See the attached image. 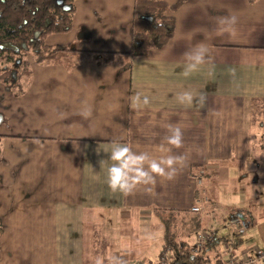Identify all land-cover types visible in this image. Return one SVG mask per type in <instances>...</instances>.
<instances>
[{"label": "crops", "instance_id": "crops-1", "mask_svg": "<svg viewBox=\"0 0 264 264\" xmlns=\"http://www.w3.org/2000/svg\"><path fill=\"white\" fill-rule=\"evenodd\" d=\"M74 1V12L85 4L95 16L92 29L78 24L76 36L93 38L79 50H130L134 0ZM169 14L173 35L133 57L128 69L113 61L82 60L71 69L35 64L39 76L27 80V98L16 93L26 103L9 118L17 130L0 134V264H93L96 256L117 257L111 249L118 242L130 241V233L132 241L152 217L159 221L155 208L190 210L202 191L205 211L208 170L242 158L245 118L264 103V0H182ZM225 15L237 17L234 36L217 31ZM200 42L211 63L186 77L184 53ZM183 90L193 93L192 104L176 99ZM137 93L150 102L134 103ZM169 124L181 126L183 147L173 154L186 158L175 179L157 178L151 193L143 186L127 196L112 192L106 184L111 142L155 154ZM193 165L201 173L190 174ZM138 237L145 240V233Z\"/></svg>", "mask_w": 264, "mask_h": 264}, {"label": "trees", "instance_id": "trees-1", "mask_svg": "<svg viewBox=\"0 0 264 264\" xmlns=\"http://www.w3.org/2000/svg\"><path fill=\"white\" fill-rule=\"evenodd\" d=\"M181 1L134 0L130 50L89 51L76 49L71 44L51 45L44 41L50 33L70 29L74 0H0V71L8 72L7 81H15L13 85L18 86V93L22 90L19 81L28 67L29 57L35 63H63L68 69L82 60L113 61L119 63L121 69H128L133 57L146 54L151 47L163 45L173 35L174 18L169 13L177 9ZM63 4L70 7L65 10ZM201 171L199 165L190 166V174ZM154 214L162 224L163 245L174 249L176 257L171 264L210 261L209 254L194 255L179 247L180 243L187 245L202 226L200 213L155 208ZM239 232L235 235L242 243ZM215 244L211 243V246ZM216 264L220 261L217 260Z\"/></svg>", "mask_w": 264, "mask_h": 264}, {"label": "rangeland", "instance_id": "rangeland-1", "mask_svg": "<svg viewBox=\"0 0 264 264\" xmlns=\"http://www.w3.org/2000/svg\"><path fill=\"white\" fill-rule=\"evenodd\" d=\"M75 3L76 1L73 2V5ZM76 7L77 11L74 12L73 10L72 13L74 17L73 23L71 21L72 29L70 27L69 30L61 33L48 34L44 39L45 43L52 45L58 43L71 44L78 49L87 47L93 41L91 35L89 37L76 35L79 33L78 30L82 29V26H78V24L84 23L91 28L95 16L89 5L83 4L81 8L76 4ZM122 7L123 4L119 6L120 13L124 12ZM93 34L94 30L92 36ZM35 64L38 63L33 62L29 57L28 67L19 81L22 89L20 93L26 98L27 80L34 73L36 76H39L40 73L35 70V66L39 65ZM7 74L6 70L0 71V112L5 114L4 119L0 122V134L4 133L5 129L17 130L14 128L16 122L14 123L9 118L16 106L26 103L22 97L16 95L18 86L13 85L14 80L7 81ZM16 99L17 101H13ZM259 104V107L253 111L252 117L247 116L245 118L249 125L246 136L248 145L241 156L242 158L235 161L227 159L219 166L212 165L211 169L208 170L209 174L205 175L202 183L206 194L211 198V202H207L206 210L203 211L201 217L202 226L208 230H215L218 236L229 238L241 230L239 236L243 246L258 248L264 252V103ZM22 129L25 133L28 131L27 127ZM2 142L4 141L0 135V150ZM201 194H203L202 191ZM234 214H240L243 220L240 229L236 231L225 227L228 218ZM141 232L145 233V240L143 237H138ZM131 239L130 233V241L126 239L121 243L118 242V247L114 250L111 249V251L116 250L115 255L120 259L134 256L138 262L140 260H144L145 263L156 261L157 254L163 246L162 225L152 217L147 223V228L141 229L133 236L132 241ZM118 249H121L123 253H118ZM255 264H264V261L258 260Z\"/></svg>", "mask_w": 264, "mask_h": 264}, {"label": "clouds", "instance_id": "clouds-1", "mask_svg": "<svg viewBox=\"0 0 264 264\" xmlns=\"http://www.w3.org/2000/svg\"><path fill=\"white\" fill-rule=\"evenodd\" d=\"M237 17L235 15H225L218 18V33L235 35V25ZM184 76H190L197 72L201 66L211 63L209 49L204 42L196 44L191 50L184 53ZM176 99L180 104H192L194 102L193 93L190 90H183L178 93ZM203 100V98H200ZM137 105L143 103L147 105L150 101L147 96L137 93L133 97ZM183 147V131L179 124L167 125V135L158 144L154 152L134 151L127 144L117 141L111 142L109 151L110 165L106 169V184L112 192H119L125 196L133 193L137 188L143 186L148 193L153 191L157 183V178L172 181L178 174L180 168L185 164L184 155L173 154V149ZM105 161H101V167ZM124 264V261L115 256H96L93 264Z\"/></svg>", "mask_w": 264, "mask_h": 264}, {"label": "built area", "instance_id": "built-area-1", "mask_svg": "<svg viewBox=\"0 0 264 264\" xmlns=\"http://www.w3.org/2000/svg\"><path fill=\"white\" fill-rule=\"evenodd\" d=\"M196 182L199 184L200 179L196 177ZM207 200L204 194L198 196L196 203H194L190 210L198 212L202 215L204 208L203 203ZM241 215H231L225 223V227L233 230L239 229L241 226ZM216 231L213 229H206L201 226L192 236V239L187 245L180 243L179 247L183 248L186 253L205 255L209 254L210 261L200 262L198 264H216V261H220V264H255L256 261H264V252L258 248H251L249 246H243L239 242L238 237L235 234L229 238H219ZM216 244L211 246V243ZM216 246V247H215ZM176 257L174 249L170 245H163L161 251L154 264H171V261ZM126 264H142L138 261H130Z\"/></svg>", "mask_w": 264, "mask_h": 264}, {"label": "water", "instance_id": "water-1", "mask_svg": "<svg viewBox=\"0 0 264 264\" xmlns=\"http://www.w3.org/2000/svg\"><path fill=\"white\" fill-rule=\"evenodd\" d=\"M69 7H70V5H68V4H63V5H62V8L65 9V10L68 9ZM239 215H240V214H239Z\"/></svg>", "mask_w": 264, "mask_h": 264}]
</instances>
